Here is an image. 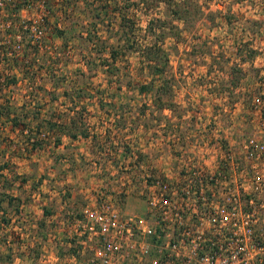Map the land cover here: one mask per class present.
<instances>
[{"label":"rangeland","instance_id":"1","mask_svg":"<svg viewBox=\"0 0 264 264\" xmlns=\"http://www.w3.org/2000/svg\"><path fill=\"white\" fill-rule=\"evenodd\" d=\"M57 10L62 35L50 34L55 51L39 52L58 59L55 78L28 81L11 65L18 82L14 100L6 98L18 120L36 113L34 103L38 122L67 123L84 107L88 137L62 136L55 147L45 132L43 148L24 153L21 135L1 118L0 264H92L97 241L75 235L85 209L107 198L121 214L141 216L154 177L210 164L216 142L256 129L250 104L264 88V0H58ZM154 43L168 62L155 90L141 95L151 79L142 52ZM76 86L85 100L75 91L72 106L61 94ZM8 197L21 200L20 213Z\"/></svg>","mask_w":264,"mask_h":264},{"label":"built area","instance_id":"2","mask_svg":"<svg viewBox=\"0 0 264 264\" xmlns=\"http://www.w3.org/2000/svg\"><path fill=\"white\" fill-rule=\"evenodd\" d=\"M57 9L58 0H0L1 86L26 47L55 51ZM250 113L255 132L216 142L210 164L154 177L143 215L121 214L107 198L85 209L75 235L99 243L92 264H264V88Z\"/></svg>","mask_w":264,"mask_h":264},{"label":"trees","instance_id":"3","mask_svg":"<svg viewBox=\"0 0 264 264\" xmlns=\"http://www.w3.org/2000/svg\"><path fill=\"white\" fill-rule=\"evenodd\" d=\"M142 2L146 3L147 0H141ZM96 18L99 17V15L97 14L95 16ZM179 21H182L181 18H178ZM53 35L52 37H54V35L56 37L61 36L62 35V31H53ZM130 49H133V47H131ZM57 52V50H56ZM252 53V52H251ZM144 58L148 61V68H149V74L151 76V79L149 82H147L146 84L140 85L139 89V93L141 95H144L146 93L149 92H153L155 89L154 87V76L162 73L165 69V66L167 65L168 62V56L165 53V51L163 50L162 47L158 46L157 43H154L152 45H150L146 50H144L142 52ZM116 53L115 51H112L110 54V59L112 61L116 60ZM24 57L26 59V62H18V61H14L9 65L8 69L9 70H13L12 66L18 67V69H20V73L22 75V77L26 80H33L35 79L36 76H42V75H48V77L50 75H52V73H54L53 71V65H55L56 63H58V59L55 60H50L49 57L46 56V53H42L40 54L39 51L34 48V47H26V51L24 53ZM108 64L107 60L104 61L102 63V65ZM12 65V66H11ZM88 65V64H87ZM89 66V65H88ZM51 78V77H49ZM55 76H53L51 79H54ZM66 79V77H64ZM64 78H58V88L61 87V80ZM17 79L13 76H11L10 78H6V83L4 86L0 85V100L4 101L5 105H1L0 104V120L2 117H5L6 120H4L7 123H11V131H13L16 134H20L21 135V141L22 144L24 145L21 149L22 152H28L31 154H34L35 152L40 151L44 145L43 143H46L45 140L43 138H40L42 134L45 135L46 134H52L53 138L52 139V143L55 147H58L61 144V137L62 136H66L68 137L70 140H77L78 138L82 137V138H86L88 137L87 135V128H86V124L84 123V119L82 116V113L86 110L84 107L80 110V115L77 118H68V122L67 123H63V119H60L58 121L56 120H49L48 122H38V120H40L39 116H40V111H41V105L38 103H34L35 108H39L36 110L35 112H31V116L30 115H25L23 114L21 116V120H18V113L13 112L10 109V101L8 98H6L7 94L4 92L5 89L11 88L14 89L15 86H17ZM56 85V83H55ZM63 85V84H62ZM64 86H66V83H64ZM163 86V90H166V86L165 84L162 85ZM57 87V86H56ZM80 89V90H79ZM32 90V88H31ZM30 90V91H31ZM35 88L32 90L31 93L35 92ZM75 91L78 92L77 95V100L79 101L78 103L80 104L83 100H85V92L84 89L79 87L77 88H73L72 91H68V90H64L61 94L62 97H66L69 98L70 96L72 97L73 100V94H75ZM71 93V94H69ZM84 95V96H83ZM56 97V96H55ZM6 99V100H5ZM56 99V98H54ZM70 99V98H69ZM75 100V99H74ZM73 100V102L71 103L72 106H75L76 103ZM33 104V103H32ZM160 107H162L160 105ZM28 106L25 107H21V109H28ZM77 108L74 107V110H76ZM16 111V110H14ZM26 111V110H24ZM73 111V110H70ZM12 113V114H11ZM10 118V120H9ZM25 119V121H24ZM30 119V123H34L35 125H31L27 120ZM38 122V123H36ZM1 124V121H0ZM5 124H3L2 126H4ZM1 127V125H0ZM43 131V132H42ZM20 141V140H19ZM4 167V166H3ZM3 167H0V173L3 170ZM26 183L25 180L22 181V184ZM7 204L10 206V208H13L15 213H20V203L21 200L18 198H12V197H8L7 198ZM4 202V199L0 198V212L2 213L3 216L7 215L6 210L2 208V203ZM20 205V206H19ZM48 212H46L47 215ZM3 222L7 223V221L4 219Z\"/></svg>","mask_w":264,"mask_h":264},{"label":"crops","instance_id":"4","mask_svg":"<svg viewBox=\"0 0 264 264\" xmlns=\"http://www.w3.org/2000/svg\"><path fill=\"white\" fill-rule=\"evenodd\" d=\"M11 89V88H10ZM9 93H10V95L12 94L13 95V89H11L10 91H9ZM8 96V95H7ZM8 97H10L11 98V96H8ZM12 100H14V97L12 98Z\"/></svg>","mask_w":264,"mask_h":264}]
</instances>
